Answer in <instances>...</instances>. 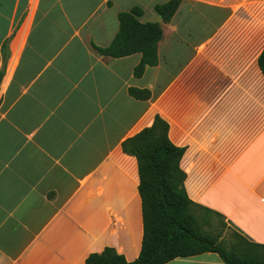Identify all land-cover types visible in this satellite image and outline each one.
<instances>
[{
	"label": "crops",
	"instance_id": "crops-1",
	"mask_svg": "<svg viewBox=\"0 0 264 264\" xmlns=\"http://www.w3.org/2000/svg\"><path fill=\"white\" fill-rule=\"evenodd\" d=\"M170 1L0 0V264H86L108 248L137 261L139 169L122 145L157 116L185 150L199 224L219 222L220 243L264 246V0H182L164 23L154 9ZM134 8L163 32L142 78L140 54L94 48ZM214 256L224 264H169Z\"/></svg>",
	"mask_w": 264,
	"mask_h": 264
},
{
	"label": "trees",
	"instance_id": "trees-1",
	"mask_svg": "<svg viewBox=\"0 0 264 264\" xmlns=\"http://www.w3.org/2000/svg\"><path fill=\"white\" fill-rule=\"evenodd\" d=\"M182 0H172L155 7L164 23H170ZM144 12L134 8L120 13L119 32L105 49L94 46L104 57L121 59L136 54L142 56L135 68L136 78H142L148 67L159 64L158 45L163 32L157 23L143 24ZM264 75V50L258 59ZM3 74H0V82ZM136 100L148 101V90L130 89ZM123 152L135 157L139 169V194L143 212V242L140 257L133 263L113 249L93 254L86 264H169L176 259L215 254L224 264H264V246L248 243L237 236L230 245L220 243V235L204 232L194 214L195 205L189 200L184 184L186 174L181 169L185 150L172 144L169 125L159 116L152 127L125 141ZM225 245V249L223 245Z\"/></svg>",
	"mask_w": 264,
	"mask_h": 264
},
{
	"label": "rangeland",
	"instance_id": "rangeland-1",
	"mask_svg": "<svg viewBox=\"0 0 264 264\" xmlns=\"http://www.w3.org/2000/svg\"><path fill=\"white\" fill-rule=\"evenodd\" d=\"M218 223L219 222L215 221V228L216 229H213V230H208L206 227H204L202 225H200V226H201L202 230L205 231V232L206 231H208V232H214V233H211V234H214V235L215 234H222L223 233V227H220L221 224H218ZM224 244L227 246L226 243H224ZM224 244H222V245L225 248V245ZM185 264H221V262H219L218 258L216 256H214V257L200 258L197 261H195L194 263H185Z\"/></svg>",
	"mask_w": 264,
	"mask_h": 264
}]
</instances>
